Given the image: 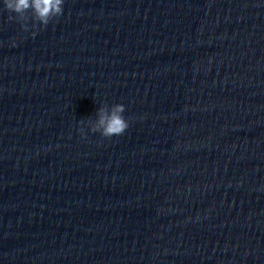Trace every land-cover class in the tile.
Masks as SVG:
<instances>
[{"label": "clouds", "instance_id": "clouds-1", "mask_svg": "<svg viewBox=\"0 0 264 264\" xmlns=\"http://www.w3.org/2000/svg\"><path fill=\"white\" fill-rule=\"evenodd\" d=\"M64 0H3V5L9 13H14L23 22L31 18L41 25H47L54 17L63 14ZM11 18V17H10ZM125 106L116 104L111 111L98 109V127H93L92 132H99L103 137L122 135L129 127L128 121L123 116ZM83 134V133H82Z\"/></svg>", "mask_w": 264, "mask_h": 264}]
</instances>
